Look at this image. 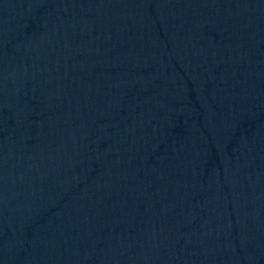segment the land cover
I'll use <instances>...</instances> for the list:
<instances>
[{
  "label": "water",
  "instance_id": "obj_1",
  "mask_svg": "<svg viewBox=\"0 0 264 264\" xmlns=\"http://www.w3.org/2000/svg\"><path fill=\"white\" fill-rule=\"evenodd\" d=\"M0 264H264V0H0Z\"/></svg>",
  "mask_w": 264,
  "mask_h": 264
}]
</instances>
